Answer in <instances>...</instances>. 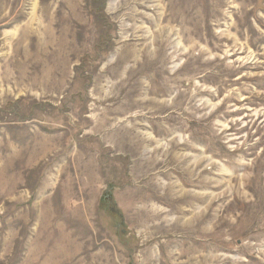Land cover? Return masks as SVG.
<instances>
[{
	"label": "rangeland",
	"instance_id": "1",
	"mask_svg": "<svg viewBox=\"0 0 264 264\" xmlns=\"http://www.w3.org/2000/svg\"><path fill=\"white\" fill-rule=\"evenodd\" d=\"M0 264H264V0H0Z\"/></svg>",
	"mask_w": 264,
	"mask_h": 264
}]
</instances>
